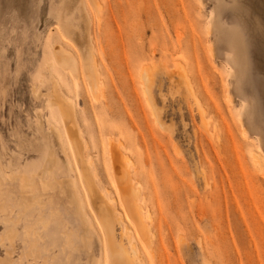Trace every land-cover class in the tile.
<instances>
[{
    "label": "rangeland",
    "instance_id": "374dc122",
    "mask_svg": "<svg viewBox=\"0 0 264 264\" xmlns=\"http://www.w3.org/2000/svg\"><path fill=\"white\" fill-rule=\"evenodd\" d=\"M118 156L144 264H264V0H0V264L128 256Z\"/></svg>",
    "mask_w": 264,
    "mask_h": 264
},
{
    "label": "bare ground",
    "instance_id": "6f19581e",
    "mask_svg": "<svg viewBox=\"0 0 264 264\" xmlns=\"http://www.w3.org/2000/svg\"><path fill=\"white\" fill-rule=\"evenodd\" d=\"M182 76H183V74H182ZM144 78H146L148 83L150 82V73L147 70H146V72H144ZM62 108L63 109H66V108L70 109L71 107H70V105L66 104V105L62 106ZM58 133L60 134L59 136L61 137V139L63 138L62 141H66L64 138V134L61 131H59ZM65 150H67V149H65ZM67 155H68V157H71V153L68 150H67ZM254 157L256 160H259L261 158V156L258 153H256L254 155ZM117 160H118L117 164H116V160L114 161L115 167L120 166L124 170L123 176H118V174H117V178H118L119 182L121 180H123L120 182V184L118 186L122 192V195H121L122 198L121 197L120 198L123 200V203L125 206V212H126V216H127V218L125 219L126 222H124L125 225H123L124 232H125V238L130 245L131 251H129L128 256L126 253H123L124 248H123L122 242H120V241L115 242V238L113 235H110L109 241H108L105 231H106V229L108 230V228H110L112 226V224H114L113 223L114 220H112L113 219L112 215H114V214L109 213V214H111V215H109L111 218L107 217L108 220L107 219L102 220L103 227L105 230L104 231L105 248H106V250H108V254H106L105 259L109 258L111 260V258H113V260L115 261V264H144V261L142 260L141 255L139 254V250H138L137 243H136V240L134 237V233L137 235V238H140L148 247H150V248L153 247L152 246L153 245V242H152V236L153 235L151 233L150 225H148V223L146 221V218H148V220H151V214L149 212L147 214V216L144 215V211H145L146 207L139 201V195L141 192L140 188L135 187L133 184H131V177L129 176L128 168L124 164L123 159H121L118 156ZM112 164H113V161H112ZM73 166H74V164H73ZM75 187L79 188V184L77 181L75 183ZM82 201H83V199H82ZM83 210L86 212L85 208H83ZM119 219L120 218H118V220ZM112 245H115L118 248V251L114 250V247ZM110 247H112V249ZM110 249L112 250V252L110 251ZM115 254H117V258L114 257ZM99 263L101 264L100 260H99Z\"/></svg>",
    "mask_w": 264,
    "mask_h": 264
}]
</instances>
